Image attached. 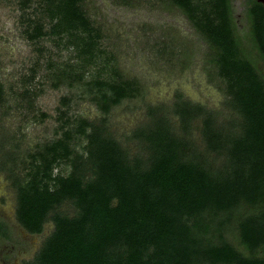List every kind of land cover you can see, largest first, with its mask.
Segmentation results:
<instances>
[{
    "label": "trees",
    "instance_id": "16d2710c",
    "mask_svg": "<svg viewBox=\"0 0 264 264\" xmlns=\"http://www.w3.org/2000/svg\"><path fill=\"white\" fill-rule=\"evenodd\" d=\"M170 1L216 48L214 61L226 96L221 108L211 110L176 92L169 109L177 117L175 126L163 105L147 107L146 120L130 133L139 152L129 157L110 132L107 114L137 94V84L123 79L106 60L96 66L98 77L89 85L101 116L77 126L84 138L81 151L73 149L69 131L29 154L21 175L12 174L6 161L0 163L4 174L8 168L5 178L20 227L39 234L46 222L52 224L33 258L22 264H264V257H245L227 243L209 244L200 235L219 212L264 200V80L240 55L229 0ZM80 2L19 1L25 40L53 45V52L37 49L45 55L36 58L29 79L42 60L52 87L86 82L103 51ZM246 14L250 42L264 60V3L252 0ZM61 51L69 57H53ZM29 94V89L22 91V96ZM6 102L0 80V108ZM5 145L0 140V149ZM62 162L68 170L53 174ZM68 202L73 206L69 213L61 210ZM239 234L249 251L264 248V211L242 218ZM0 238L14 241L1 219Z\"/></svg>",
    "mask_w": 264,
    "mask_h": 264
},
{
    "label": "rangeland",
    "instance_id": "374dc122",
    "mask_svg": "<svg viewBox=\"0 0 264 264\" xmlns=\"http://www.w3.org/2000/svg\"><path fill=\"white\" fill-rule=\"evenodd\" d=\"M19 1L0 0V80L7 93V102L0 108V140L6 142L0 149V163L6 161L13 169L12 174L21 175L30 161L29 154L69 131H72L70 144L75 151H81L79 145L84 138L75 130L81 121L101 116L95 105V89L89 81L98 77L96 66L105 65V60L123 79H132L137 84V94L123 99L107 114L110 132L129 157L139 152L130 133L146 120L147 107L163 105L175 126L177 117L169 109L176 92L211 110L221 108L226 96L214 61L216 48L170 0H81L82 10L97 28L103 54H99L97 65L90 68L86 82L57 87L46 79L42 60L34 78L29 79V69L34 67L36 58L45 55L44 52L39 55L37 49L53 52V45L51 40H42L37 45L25 40L20 32ZM251 2L229 0L230 17L240 55L255 65L264 80V60L254 51L249 37L246 9ZM68 54L61 51L53 57L62 60ZM24 89L31 94L22 96ZM192 132L199 142L198 131ZM9 151L11 155L6 157L4 152ZM7 169L5 174L9 173ZM67 170L62 162L52 173L64 174ZM5 174L0 170V219L9 224L14 241L0 238V264H22L33 258L52 224L46 222L39 234H30L20 227L15 220L14 192ZM72 209L69 202L61 206L68 213ZM259 211H264V200L253 205L241 202L230 212H219L200 233L201 238L216 246L227 243L245 257L263 258L264 248L249 251L239 234L241 219ZM205 217V222H209Z\"/></svg>",
    "mask_w": 264,
    "mask_h": 264
},
{
    "label": "water",
    "instance_id": "95a60500",
    "mask_svg": "<svg viewBox=\"0 0 264 264\" xmlns=\"http://www.w3.org/2000/svg\"><path fill=\"white\" fill-rule=\"evenodd\" d=\"M259 1H261L262 3H264V0H259Z\"/></svg>",
    "mask_w": 264,
    "mask_h": 264
}]
</instances>
